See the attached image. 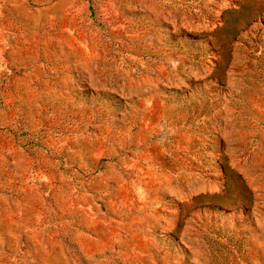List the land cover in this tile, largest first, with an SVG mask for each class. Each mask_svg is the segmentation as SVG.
<instances>
[{
  "label": "rangeland",
  "instance_id": "rangeland-1",
  "mask_svg": "<svg viewBox=\"0 0 264 264\" xmlns=\"http://www.w3.org/2000/svg\"><path fill=\"white\" fill-rule=\"evenodd\" d=\"M0 264H264V0H0Z\"/></svg>",
  "mask_w": 264,
  "mask_h": 264
}]
</instances>
